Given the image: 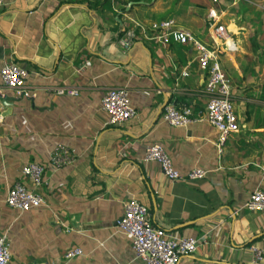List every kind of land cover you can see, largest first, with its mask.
Masks as SVG:
<instances>
[{
  "label": "crops",
  "instance_id": "obj_1",
  "mask_svg": "<svg viewBox=\"0 0 264 264\" xmlns=\"http://www.w3.org/2000/svg\"><path fill=\"white\" fill-rule=\"evenodd\" d=\"M208 6L4 0L0 68L10 60L27 68L29 93L16 96L0 78V233L9 241L8 264H145L115 227L128 196L148 207L155 226L204 238L177 264H253L250 246L264 250V210L242 207L254 188H264V8L237 16V8L222 9L226 43L235 49H225L221 61L240 127L220 151L219 134L207 121L172 126L162 119L171 102L189 105L194 116L203 113L204 77L194 51L142 38L127 49L118 45L131 20L148 25L167 18L210 43ZM119 86L128 88L136 115L108 125L101 98ZM149 142L161 144L181 174L200 167L205 176L168 180L156 161L142 160ZM59 145L71 161L53 169L50 157ZM30 162L47 167L38 191L48 207L20 212L5 198L16 181L31 186L21 173ZM76 247L82 254L66 259Z\"/></svg>",
  "mask_w": 264,
  "mask_h": 264
},
{
  "label": "built area",
  "instance_id": "obj_2",
  "mask_svg": "<svg viewBox=\"0 0 264 264\" xmlns=\"http://www.w3.org/2000/svg\"><path fill=\"white\" fill-rule=\"evenodd\" d=\"M3 4L4 0H0V8ZM222 13V9L215 7H210L207 11L210 43L200 39L190 29L178 25L172 18L153 21L148 25L133 19L118 39V45L124 49L131 47L142 38L156 46L167 47L168 44L174 43L188 46L194 51L197 69L204 77L203 113L198 112L194 116L189 105L171 102L165 105L162 119L172 126H186L193 121H207L219 134L217 145L219 151L226 138L240 127L233 105L231 81L221 61L225 49H235L233 42L226 43L229 35L227 27L221 22ZM0 78L3 86L12 90L16 96L29 95L26 86L28 70L18 61L10 60L4 63L0 68ZM56 91L76 93L75 90L65 91L62 87H58ZM101 109L108 115L106 122L108 125H119L136 115V109L130 102L129 90L126 86L109 89L101 98ZM142 160L156 161L164 176L170 181L183 178L194 181L203 178L206 174L200 167H193L187 173L181 174L173 166L163 146L157 142L147 143ZM70 161L71 157L65 147L59 145L52 150L51 168L56 169ZM46 168L38 162L23 165L21 173L28 178L31 186L20 180L14 182L7 190L5 198L7 206L20 212L41 206L48 207V202L38 191L46 181L44 179ZM242 207L248 210H264V188H254ZM115 227L118 232L129 238L134 258L142 260L145 264H177L182 255L195 253L205 242L202 237L179 236L155 226L148 207L133 196H128L124 200L123 214L117 220ZM249 250L253 264L263 262L262 247L251 245ZM80 254H82L81 248L76 247L66 251L64 257L70 259ZM9 261V241L5 233H0V264H8Z\"/></svg>",
  "mask_w": 264,
  "mask_h": 264
},
{
  "label": "rangeland",
  "instance_id": "obj_3",
  "mask_svg": "<svg viewBox=\"0 0 264 264\" xmlns=\"http://www.w3.org/2000/svg\"><path fill=\"white\" fill-rule=\"evenodd\" d=\"M190 4L194 5L195 8H204L203 5L209 3L208 9L210 7L215 8H227L229 10H235L237 8L238 12L233 13L232 16H237L239 14L244 15L248 8H264V0H187ZM182 9L179 8L176 11L180 12ZM228 14V13H227ZM226 14V15H227ZM261 17V13L258 14ZM181 17V14L179 15ZM242 21H246L245 17H241Z\"/></svg>",
  "mask_w": 264,
  "mask_h": 264
},
{
  "label": "trees",
  "instance_id": "obj_4",
  "mask_svg": "<svg viewBox=\"0 0 264 264\" xmlns=\"http://www.w3.org/2000/svg\"><path fill=\"white\" fill-rule=\"evenodd\" d=\"M106 4L108 5V0H106Z\"/></svg>",
  "mask_w": 264,
  "mask_h": 264
},
{
  "label": "water",
  "instance_id": "obj_5",
  "mask_svg": "<svg viewBox=\"0 0 264 264\" xmlns=\"http://www.w3.org/2000/svg\"><path fill=\"white\" fill-rule=\"evenodd\" d=\"M130 4H132V3H130ZM165 105V104H164Z\"/></svg>",
  "mask_w": 264,
  "mask_h": 264
}]
</instances>
